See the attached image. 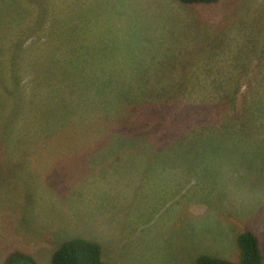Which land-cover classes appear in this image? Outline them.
I'll list each match as a JSON object with an SVG mask.
<instances>
[{
    "label": "rangeland",
    "instance_id": "374dc122",
    "mask_svg": "<svg viewBox=\"0 0 264 264\" xmlns=\"http://www.w3.org/2000/svg\"><path fill=\"white\" fill-rule=\"evenodd\" d=\"M244 231L264 255V0H0V264L239 263Z\"/></svg>",
    "mask_w": 264,
    "mask_h": 264
},
{
    "label": "trees",
    "instance_id": "16d2710c",
    "mask_svg": "<svg viewBox=\"0 0 264 264\" xmlns=\"http://www.w3.org/2000/svg\"><path fill=\"white\" fill-rule=\"evenodd\" d=\"M184 6L209 5L220 0H179ZM131 116H133L131 114ZM240 250L239 263L227 259L202 255L198 264H264V255L258 237L251 231L242 232L237 239ZM4 264H38L29 254L16 251ZM52 264H107L102 259V247L99 243L86 239H73L65 242L53 255Z\"/></svg>",
    "mask_w": 264,
    "mask_h": 264
},
{
    "label": "clouds",
    "instance_id": "9594fccd",
    "mask_svg": "<svg viewBox=\"0 0 264 264\" xmlns=\"http://www.w3.org/2000/svg\"><path fill=\"white\" fill-rule=\"evenodd\" d=\"M74 239H82V238H74ZM71 240H73V239H71ZM69 241V240H68ZM67 242V241H66ZM64 244V243H63ZM10 256V255H9ZM33 257V256H32ZM53 257V256H52ZM5 263V262H4Z\"/></svg>",
    "mask_w": 264,
    "mask_h": 264
}]
</instances>
